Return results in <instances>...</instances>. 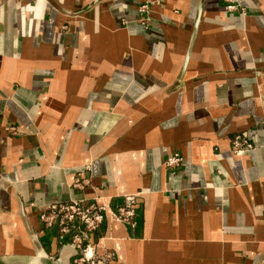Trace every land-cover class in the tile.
Returning a JSON list of instances; mask_svg holds the SVG:
<instances>
[{
  "label": "crops",
  "instance_id": "0c3cea01",
  "mask_svg": "<svg viewBox=\"0 0 264 264\" xmlns=\"http://www.w3.org/2000/svg\"><path fill=\"white\" fill-rule=\"evenodd\" d=\"M73 199L97 264H264V0H0V260L78 264Z\"/></svg>",
  "mask_w": 264,
  "mask_h": 264
},
{
  "label": "built area",
  "instance_id": "2783aa9c",
  "mask_svg": "<svg viewBox=\"0 0 264 264\" xmlns=\"http://www.w3.org/2000/svg\"><path fill=\"white\" fill-rule=\"evenodd\" d=\"M144 7L141 5L140 10H144ZM232 148L236 155H241L251 149L252 145L243 135L238 134L232 141ZM181 161L180 155L173 154L165 159V165L174 167L180 165ZM107 210V206L102 203L73 199L46 206L41 210L39 219L45 227H56L58 239L69 241L80 252L76 260L78 264H97L89 253L88 239L89 234L104 221ZM109 212L115 219L133 223L136 212L132 196L125 197L123 204Z\"/></svg>",
  "mask_w": 264,
  "mask_h": 264
},
{
  "label": "water",
  "instance_id": "95a60500",
  "mask_svg": "<svg viewBox=\"0 0 264 264\" xmlns=\"http://www.w3.org/2000/svg\"><path fill=\"white\" fill-rule=\"evenodd\" d=\"M36 257H38V259L36 260ZM33 260L34 262L38 263V264H55L49 257L47 256H43V255H39L36 256Z\"/></svg>",
  "mask_w": 264,
  "mask_h": 264
},
{
  "label": "rangeland",
  "instance_id": "374dc122",
  "mask_svg": "<svg viewBox=\"0 0 264 264\" xmlns=\"http://www.w3.org/2000/svg\"><path fill=\"white\" fill-rule=\"evenodd\" d=\"M0 264H21V263H18V262L13 261V260H10V261H2V260H0ZM33 264H38V263L37 262L36 263L34 262Z\"/></svg>",
  "mask_w": 264,
  "mask_h": 264
},
{
  "label": "bare ground",
  "instance_id": "6f19581e",
  "mask_svg": "<svg viewBox=\"0 0 264 264\" xmlns=\"http://www.w3.org/2000/svg\"><path fill=\"white\" fill-rule=\"evenodd\" d=\"M38 259V257H36V260Z\"/></svg>",
  "mask_w": 264,
  "mask_h": 264
}]
</instances>
